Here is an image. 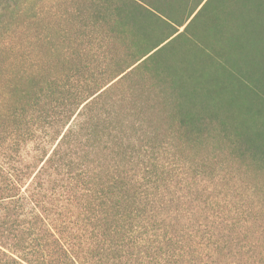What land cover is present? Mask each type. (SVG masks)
<instances>
[{
  "label": "trees",
  "instance_id": "obj_1",
  "mask_svg": "<svg viewBox=\"0 0 264 264\" xmlns=\"http://www.w3.org/2000/svg\"><path fill=\"white\" fill-rule=\"evenodd\" d=\"M0 264H264V0H0Z\"/></svg>",
  "mask_w": 264,
  "mask_h": 264
}]
</instances>
